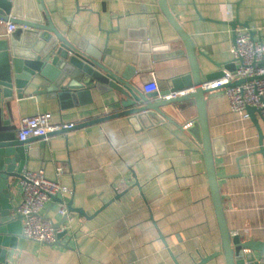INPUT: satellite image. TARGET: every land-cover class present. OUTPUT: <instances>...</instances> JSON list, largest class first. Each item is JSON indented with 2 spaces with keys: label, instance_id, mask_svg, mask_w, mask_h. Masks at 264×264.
<instances>
[{
  "label": "crops",
  "instance_id": "0c3cea01",
  "mask_svg": "<svg viewBox=\"0 0 264 264\" xmlns=\"http://www.w3.org/2000/svg\"><path fill=\"white\" fill-rule=\"evenodd\" d=\"M42 1L69 43H81L119 74L126 65L136 67L137 55L151 42L169 44L171 52L183 50L158 0ZM166 2L195 46L202 75L218 71L210 61L232 59V31L225 22L237 18L264 44V0ZM5 27L0 20V40L8 39ZM247 27L235 31L249 32ZM158 58L142 61L140 66L151 70L133 79L141 92L151 75L159 93L170 88L173 78L190 72L186 54ZM37 89L40 92L32 96ZM24 94L12 103L16 129L22 117L38 113L49 114L53 124L80 125L121 111L115 91L93 88L89 95L59 101L48 99L45 89L35 85ZM205 100L225 223L240 241L264 243V154L258 153L257 130L250 118L231 111L223 89L212 90ZM166 113L170 119L141 130L126 117H117L28 142L25 148L32 159L26 158L24 168L42 170L47 179L69 188L71 207L84 215L74 213L70 232L58 244L40 245L19 237L16 248L8 249L6 264H197L216 252L205 264H226L196 105L186 101ZM256 118L264 136V120ZM57 166L63 168L59 175ZM12 194L16 208L22 199L19 185ZM57 206L58 201H49L41 210L55 223L60 221ZM253 254L257 260L263 257L258 251Z\"/></svg>",
  "mask_w": 264,
  "mask_h": 264
},
{
  "label": "water",
  "instance_id": "95a60500",
  "mask_svg": "<svg viewBox=\"0 0 264 264\" xmlns=\"http://www.w3.org/2000/svg\"><path fill=\"white\" fill-rule=\"evenodd\" d=\"M158 5L162 15L165 16L173 31L177 33L183 50L176 49L171 52L169 44L154 45L151 42L149 46H144L140 50L137 55L136 67L134 64L126 65L119 74L116 70L102 65L99 55L84 48L81 43L77 45L69 43L52 24L42 0H0V20L11 22L16 26L15 30L8 35V39L0 40V264H6L8 249L16 248L15 243L22 233L21 217L16 214L11 201L12 193L21 179L20 174L25 167L26 158L32 159V152L26 150L25 145L31 140L42 138H31L25 142L15 140L17 129L12 124V103L22 99L25 90L35 85L45 89L48 99L57 98L59 101L89 95L93 88L103 92L115 91L119 95L121 111L74 125L73 128L90 126V124L101 123L112 118L126 117L137 130H141L145 126L159 124L170 119L166 111L172 107L177 109L186 101L193 102L197 109L196 121L199 126L202 154L204 155L212 205L219 226L221 250L225 263L258 264L253 251H258L264 256V243L253 240L240 241L238 235L230 234L225 223L224 207L217 185L216 171H214V156L216 154L213 151V140L209 136L206 117L205 96L212 90L202 88L203 83L221 77L224 70H236L238 62L231 59L229 62L219 64L209 60L218 68V71L202 75L196 62V49L192 40L171 14V8L166 0H158ZM224 24L231 28L233 44L236 39L235 29L247 27L246 24L244 26L239 24L237 18ZM247 29L253 40L254 32L248 27ZM177 54H186L190 72L173 78L170 81L169 89L159 93L144 94L134 84V78L151 70L141 67L142 61L152 60L155 62L159 59V55L166 57V55L175 56ZM39 79L41 80L38 82ZM241 83V81H235L229 85ZM179 91H188V93L175 98H165L167 95L176 94ZM38 92L40 89L34 90L32 96L37 95ZM246 112L259 135L258 153L264 154V136L261 134L258 118H256L260 117L259 111L253 107H247ZM73 128L62 129L56 133L71 131ZM52 201L59 202L60 198L55 197ZM65 201L71 216L75 212L84 215L83 211L71 207L68 198H65ZM63 222L64 218L54 226L58 227ZM66 233L64 231L59 234L58 239ZM161 240L163 241L162 238ZM55 244H58V241ZM216 256L217 252L205 256L197 264H205ZM176 264L178 263L176 262Z\"/></svg>",
  "mask_w": 264,
  "mask_h": 264
},
{
  "label": "built area",
  "instance_id": "2783aa9c",
  "mask_svg": "<svg viewBox=\"0 0 264 264\" xmlns=\"http://www.w3.org/2000/svg\"><path fill=\"white\" fill-rule=\"evenodd\" d=\"M5 33L8 36L16 26L11 22H5ZM232 59L238 62V68L234 71H225L219 78L211 82L203 83L204 90L223 89L229 107L232 112L237 113L241 118L248 120L247 107H253L259 111L264 119V44L261 41L251 39L250 33L236 31V39L231 47ZM250 79V80H249ZM235 81H241L239 85H229ZM144 94L158 93V85L153 75L142 85ZM229 86V87H226ZM188 93L179 91L176 94L167 95L165 98H175ZM15 140L25 142L31 138L42 137L47 140L50 134L62 129H71L73 124H53L50 115L38 113L35 116L22 117L19 121ZM190 124L184 126L189 127ZM62 166L55 169L56 175L61 174ZM19 180L21 202L15 208L16 214L21 217V237L37 244L54 245L58 241V235L71 230L73 216L66 207L65 198L72 192L58 181L47 179L43 171L38 172L22 169ZM59 197L57 216L64 218V222L58 227L52 219L42 214L44 205ZM258 264H264V256L258 260Z\"/></svg>",
  "mask_w": 264,
  "mask_h": 264
}]
</instances>
